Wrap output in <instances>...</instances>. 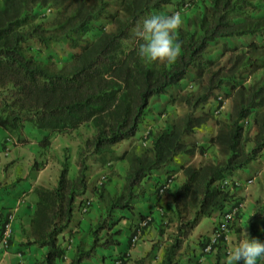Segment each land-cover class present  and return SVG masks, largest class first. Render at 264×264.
I'll list each match as a JSON object with an SVG mask.
<instances>
[{
	"label": "trees",
	"instance_id": "1",
	"mask_svg": "<svg viewBox=\"0 0 264 264\" xmlns=\"http://www.w3.org/2000/svg\"><path fill=\"white\" fill-rule=\"evenodd\" d=\"M186 1L0 0V127L7 138L27 141L26 134H36L42 156L53 136L83 124L92 128L77 151L74 172L69 173L64 157L56 184L35 185L31 190L35 202L25 243L44 249L39 264H83L98 248L118 247L122 220L131 222L125 226L130 245L137 220L152 215L151 209L145 213L136 204L150 193L160 199L159 188L172 175V184L164 193L168 201L156 204L163 226L160 232L167 227L171 231L154 264H197L200 259L193 245L202 248L207 238L191 240L195 227L203 218L218 217L241 200L239 188L222 182L264 151V72L259 78L253 76L264 69V40L255 39L264 36V0H198L177 30L180 52L174 62L138 56L134 33L142 20L167 4L176 2L177 9ZM44 7L52 12L39 17ZM225 38L248 39L229 46L223 41L221 52L211 56L209 52ZM59 43L68 54L57 61L48 49ZM190 72L194 88L184 90L180 82ZM161 95H168L169 103L182 112L172 110L162 125L148 130L143 147L117 153L118 144L136 137L143 140L136 134L151 100ZM218 96L230 100L222 114L215 113L222 102ZM208 103L214 107H205ZM210 120L215 133L209 136L208 145L216 148L219 157L195 161V154L205 152V146L194 135ZM179 156L186 160L176 163ZM91 157L99 164L115 160L127 164L118 172L117 190L106 187L109 178L91 187L101 212L89 226V243L78 240L65 261L66 247L60 235L70 230L78 197L91 192ZM44 162L34 158L32 169ZM260 212L264 214V202L246 221L250 236L264 240V230L259 232L253 222ZM156 218L152 215L150 223ZM231 228L239 236L240 226L233 222ZM214 250V264H222L225 243L219 241ZM123 255L124 251L119 252L111 264ZM145 257L155 259V248L136 259V264H142ZM258 264H264V259Z\"/></svg>",
	"mask_w": 264,
	"mask_h": 264
},
{
	"label": "crops",
	"instance_id": "2",
	"mask_svg": "<svg viewBox=\"0 0 264 264\" xmlns=\"http://www.w3.org/2000/svg\"><path fill=\"white\" fill-rule=\"evenodd\" d=\"M242 39L246 38H238L236 41H241ZM223 41H228V38L223 39ZM225 104L226 109H228V107H230V100L226 99ZM208 105H212V103H209ZM204 126H208V124ZM202 127L198 129L200 132L205 131ZM140 133L141 128L136 136L140 135ZM214 133L215 125H212V128L210 126V133L207 137L209 138V136ZM195 135H197V133H195ZM199 143L203 144L202 141H199ZM208 144L207 139V145ZM50 145L53 146V141ZM3 149H7L8 151L6 155L0 154V232L7 214L12 213L14 218L11 223L12 234L8 246H0V264H39L38 261L42 258L44 249L37 244L25 243L28 240L29 222L35 202V196L31 190L35 185H42L45 187L54 186L57 181L60 164L56 169H51L50 162L47 161L44 162L43 166L39 169H32L34 157L38 154L39 150L37 141L28 139L27 141L10 142L7 140V132L0 127V151ZM209 149H212L217 153L215 147L210 146ZM184 159L186 158L179 156L175 159V162L177 163ZM254 163L255 161L249 165L250 171L251 169H254ZM125 167L126 166H124V168ZM122 170V168L117 169L116 183L118 184V172H122ZM244 174L245 173L242 170H239L234 176H250ZM148 186V190L152 192L150 184H148ZM114 188L109 190L114 191ZM168 199L169 198L166 194H163L158 200L154 199L153 194H147L145 199L138 202L136 206L139 210L143 209V212L145 213L151 209L153 217H157L155 221L142 230L139 241L135 244L130 243L129 245V229L123 228L119 237L121 241L120 245L118 247H110L109 249L103 250L114 252L124 251L128 255V261L123 264H131L132 260L142 257L144 253L153 247L155 248L156 257L155 259H152V264L157 262L160 259L161 248L165 243L166 236L170 233L171 229L170 227H167L164 229V232H160V229L163 228V226L160 223L159 214H156V208L159 209L157 205L162 204L163 202L166 203ZM94 203L95 201H93L90 210L86 214L79 215L74 213L72 221L68 227L70 230L65 231L60 235V240L66 247L65 261L69 260L72 256L74 245L78 240L86 239L87 243H85V245L89 243L90 240H87L88 236L85 237L83 232L88 231L89 225H91V222L96 217V214L92 212L90 213L93 209ZM216 218L217 216L208 217L210 221L209 224H205L199 228L204 219L203 218L190 235V239L198 241V239L202 237L208 238L211 228L215 225ZM135 219L136 217L133 215L131 221L133 222ZM129 223L131 222L129 221ZM207 225L210 226L206 228V230H202ZM226 244L228 247L232 244L230 243V237ZM193 246L195 255L199 256L201 264H214V249L211 252H204L200 245L194 244ZM113 257L114 256H112V258ZM94 258H96V254L91 259L85 260L83 264L92 263ZM105 262L106 260L101 257L98 264H105ZM222 264H225V257L222 260Z\"/></svg>",
	"mask_w": 264,
	"mask_h": 264
},
{
	"label": "rangeland",
	"instance_id": "3",
	"mask_svg": "<svg viewBox=\"0 0 264 264\" xmlns=\"http://www.w3.org/2000/svg\"><path fill=\"white\" fill-rule=\"evenodd\" d=\"M190 3L191 4L188 6V8H186L182 12H178L182 18L184 16L190 14L191 12H193L196 4L198 3V0H190ZM175 5H176V2H174L172 4H167L166 6L163 7V9L160 12L161 13L176 12V9H174ZM41 13L42 12L40 10L39 11V17L44 18V17L49 16V15H47V16L42 15ZM247 39L248 38L242 39L241 41L240 40L239 41H236V40L233 41V40L228 39V41H226V45H228V46L232 45V44L237 45V44H240V42L245 43ZM255 39H256V41L262 42L264 40V36H257V37H255ZM221 42H223L222 39L209 52L211 56H215L218 52H221V46H222ZM48 51L52 53L54 60H57V61L59 59L65 58L68 54V49L64 46L63 43L52 44L50 46V48L48 49ZM226 55H227V52L220 59V61L223 62L225 60ZM263 72H264V69L258 70L254 73L253 76L255 78H259ZM191 74H192V72L189 73L187 78L183 79L180 82V87L182 89L192 90L194 88V84L190 80ZM173 92H174V90H171L170 93H173ZM168 100H169L168 95H161V96H158V97L151 100L150 111L146 115L144 123L141 125V133H140L139 137H142V134L144 132H146L152 128H155L157 126L162 125L164 122V118H165L166 114H168L172 110L177 111V112H182L181 107L172 105L171 103H169ZM208 104L205 107H208L209 106ZM211 107L213 108L214 104L211 105ZM225 110H226V104H225V108L221 112H219L218 114H222ZM212 125H214L213 120H210L208 122V126L202 127L205 129L204 132H200V130H196L197 135H194V138L197 139L198 141L203 142V146H205L206 154L204 156V155H199V153H197L196 156H194V158H193L195 161L204 160L206 158H218L219 157L218 153H216V151H213L212 149H209L210 146L207 145V139H208L207 136L210 133V126L212 128ZM91 133H92L91 126L88 124H83L74 131H71V132H68L65 134H61V135L59 134V135L53 136V138L51 140V142L53 141V146L49 145V149L46 150L42 156H39L37 154L34 158H36L38 161H40V160L41 161L44 160L45 162L48 161V162H50V168L56 169L57 166L60 164V162L63 160V158L67 157L68 164H69V173L72 174L75 170V160H76L77 151L81 147L83 140L86 137L90 136ZM26 135H27V138L31 139V140H35V138L37 136L36 134H31V133H28ZM196 136H198V137H196ZM16 142H18V141H16ZM143 146H144V144L142 143V141L139 140L138 137H136V138L132 139L131 141H128V142L125 141L123 143L118 144L115 147V151L117 153H120L124 149H130V148H134V147L135 148H141ZM180 157H184V156H180ZM185 160L186 159L181 160L180 162H183ZM88 162L90 163V170H89L90 186L89 187H90V191H91V189L95 186L94 184H95V180H96L97 176L104 169L105 164H99V163L93 162L92 157L89 159ZM126 164H127L126 160L111 161L109 180L107 181V184H106V187L108 189H111L114 187H115L114 189H116V190L118 189L119 184L116 183L117 169L118 168L124 169V166H126ZM249 165L246 168L242 169V171L245 173L244 175L248 174L251 177H254V182L245 191L242 190L241 188L236 190L237 193H240L241 201L243 202V209H242V213L239 215V218L237 220H235L234 223L236 225H239L240 229H241L242 225H245L247 223L246 224V231L250 235L251 229L249 228V224L246 221L247 220L246 218L249 217L250 215H254L257 212L259 205L264 202V151L262 152L261 156L255 161L253 170L251 169V171H250ZM42 166H43V164H41L40 167H42ZM173 166L177 167L176 164H174ZM250 176H248V177H250ZM239 177H241V176H239ZM241 178H246V177L242 176ZM162 204H164V202ZM140 210L143 211V209H140ZM91 212L96 214V217L91 222V224H93L97 220V217L99 216V214L101 212V207L99 206L98 203H96V201H95L93 209L90 211V213ZM240 220H242V221H240ZM209 222L210 221H209L208 217H205L203 219L201 225L199 226V228H201L205 224H209ZM253 222L255 223V225H256L255 227L259 232H260V230H264V225H263L264 224V214H263V212H260V214H258V216H256L253 219ZM118 225L122 226L123 228H127L129 225V221L122 220L118 223ZM125 226H127V227H125ZM209 226L210 225L205 226L202 230H206V228H208ZM83 235L85 237L88 236L87 240H90V236H89L88 231L87 232L84 231ZM229 237H230V243H234L238 236L231 229V233H230ZM191 240H193V239H191ZM83 242H84V244L87 243L86 239L85 240L83 239ZM118 253H119V251L114 252V251L103 250L101 248H98L96 251V258H94V261L92 263H89V264H98L101 257H102V259L106 260L105 264H111L112 256H116ZM145 254L146 253H144V255H142V257L145 256ZM136 259H138V258H136ZM136 259L132 260L131 264H136V262H135ZM126 261H128V259ZM142 264H152V260L145 257Z\"/></svg>",
	"mask_w": 264,
	"mask_h": 264
},
{
	"label": "clouds",
	"instance_id": "4",
	"mask_svg": "<svg viewBox=\"0 0 264 264\" xmlns=\"http://www.w3.org/2000/svg\"><path fill=\"white\" fill-rule=\"evenodd\" d=\"M181 24L178 12H156L146 16L134 33L138 40L136 54L149 61L174 62L180 52L177 30ZM246 224L241 226L236 241L226 249L225 264H258L264 259V240L251 237Z\"/></svg>",
	"mask_w": 264,
	"mask_h": 264
},
{
	"label": "built area",
	"instance_id": "5",
	"mask_svg": "<svg viewBox=\"0 0 264 264\" xmlns=\"http://www.w3.org/2000/svg\"><path fill=\"white\" fill-rule=\"evenodd\" d=\"M190 0H187L186 2H184L180 7H178L176 9V12H182L184 11L186 8H188V6L190 5ZM41 14L42 15H50L52 12V9L50 7H44L41 9ZM217 101H222V98L220 96L217 97ZM225 108V100H223L221 102V104L216 108L215 113L217 112H221L223 109ZM148 131L144 132L142 134L143 136V140L142 143L145 144L146 140H145V135ZM8 141L13 142V140L11 138H7ZM7 149H3L0 151V154H7ZM206 152L201 153V155L205 156ZM200 155V154H199ZM196 156V154H195ZM110 164L111 162H107L104 166V169L99 173V175L97 176L96 180H95V186L98 187L101 184H103L106 180H108L109 178V174H110ZM174 176H170L166 179V181L164 182L163 185H161V187L159 188V193L161 195H163L166 191L167 188H169L172 184V178ZM254 182V177H246V178H241L239 176H230V177H226L222 184L227 185V186H232L235 188H241L242 190H247L249 188V186ZM94 201V196L92 191L87 194H83L81 196L78 197V201H77V207L75 210V213L79 214V215H84L86 214ZM242 209H243V202L240 200L238 203H234L233 205H230L229 207H227L217 218H216V222L215 225L211 228V231L208 235L207 241L204 244V246L202 247V250L204 252H211L214 249V246L219 242H224L225 243V253H226V249L228 248L227 246V241L229 240V235L231 233V224H233V222L235 220H237L239 218V215L242 213ZM14 218V215L12 213H8L6 216V219L3 223L1 232H0V246L3 247H7L9 240L11 238V234H12V220ZM152 221V215L151 214H147L146 216L140 218L137 220L136 225L134 226V230L131 236V244H135L136 242L139 241L140 235L142 233V230L147 227L148 225H150V222ZM128 259V255L127 253H125V255H123L121 258H115L114 261L112 262V264H123L125 263L124 260ZM1 263V261H0ZM197 264H201V261L199 260V262Z\"/></svg>",
	"mask_w": 264,
	"mask_h": 264
}]
</instances>
